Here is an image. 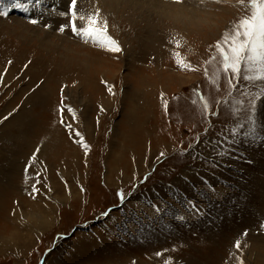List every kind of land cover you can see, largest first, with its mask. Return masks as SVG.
Instances as JSON below:
<instances>
[{
	"label": "rangeland",
	"instance_id": "rangeland-1",
	"mask_svg": "<svg viewBox=\"0 0 264 264\" xmlns=\"http://www.w3.org/2000/svg\"><path fill=\"white\" fill-rule=\"evenodd\" d=\"M65 1L0 17V264H264V104L245 136L252 97L241 93L258 88H230L218 59L205 63L245 8L176 2L203 12L194 25L80 0L107 18L113 53L58 30Z\"/></svg>",
	"mask_w": 264,
	"mask_h": 264
},
{
	"label": "snow or ice",
	"instance_id": "snow-or-ice-1",
	"mask_svg": "<svg viewBox=\"0 0 264 264\" xmlns=\"http://www.w3.org/2000/svg\"><path fill=\"white\" fill-rule=\"evenodd\" d=\"M34 0H0V17H6L9 15L11 8H25V3L31 5ZM179 2V0H177ZM219 2V0H217ZM35 3H40V0H35ZM238 3L246 9V14L243 15L237 22H235L229 30H226L220 40L216 41L215 51L217 55L206 61V64H211L218 59L219 68L216 73V80H219L220 73L231 75L227 83L230 88H237L238 82L244 81L253 87L258 88L255 93L249 91H243L241 95L252 97L246 105L247 120L250 124L248 130L244 133L245 136L255 135L257 132V119L256 114L258 106L264 104V0H238ZM55 10V9H54ZM59 16L66 17V22L61 24L59 31L63 32L66 28L82 39L85 43L99 44L107 51L118 53L121 51L119 42L109 34V24L106 17H103L101 10L96 7L94 10L89 11L81 9L79 7V0H68L66 8L58 11ZM30 23L37 24L38 20L32 19ZM48 27V25H44ZM174 39L176 47L181 46V42L178 39ZM173 57L175 62L181 68L190 69L191 66L181 57L180 53L174 52ZM9 64L12 62L9 61ZM27 67V65H25ZM7 71V69H5ZM205 75H207V69H205ZM4 76L0 73V81H3ZM236 81L237 83H234ZM216 82V81H213ZM111 92V88H109ZM203 99V97H201ZM164 107L167 109L168 102L165 100ZM195 103V101H193ZM242 104V101H237ZM68 112H73V119H75L74 111L70 107H67ZM208 108L207 103H204V109ZM59 111L63 113L65 108H60ZM233 111H238L234 109ZM10 115V114H9ZM215 115V113H213ZM7 119V117H5ZM61 123H64L61 120ZM261 127L264 128V122H260ZM68 127H71L69 125ZM243 127V125H240ZM237 129H233L232 133L235 135ZM80 136V133H76ZM82 139V138H81ZM86 147V145H85ZM39 151V149H37ZM224 155L225 153H218ZM161 156L164 153L160 154ZM35 153H33V158ZM27 167L25 171H27ZM33 190L38 191L35 185ZM117 197L121 200L125 198V193L117 191ZM102 215H108V212L102 213ZM260 228L264 229V222H261ZM244 235H247L245 231ZM241 241L237 239L234 242L236 249L241 248ZM246 246V245H245ZM160 256L161 253H156ZM165 264H169L168 260H165ZM239 264H244L243 260L239 261Z\"/></svg>",
	"mask_w": 264,
	"mask_h": 264
},
{
	"label": "bare ground",
	"instance_id": "bare-ground-1",
	"mask_svg": "<svg viewBox=\"0 0 264 264\" xmlns=\"http://www.w3.org/2000/svg\"><path fill=\"white\" fill-rule=\"evenodd\" d=\"M61 1H64V0H61ZM80 1V0H79ZM88 1H90V0H88ZM94 1H96V2H100V4H101V2H103L104 3V6H105V2L110 6H112V5H115L116 7H117V9H115L116 10V12H117V10L119 11V6H121V9H122V5L123 6H125L128 10H131L130 12H133L134 10H139L141 13L140 14H146L147 16L150 14V13H153L154 14V12H156L157 14H155V15H157L158 17H160V15L162 14H164V16L165 15H171V16H175V17H185L186 19H188V20H190L192 23H194V25L195 24H198V23H196V22H193L195 19H196V21H197V15H199V16H201L202 15V13L203 12H201L200 10H199V14H196V10H198V8H196L195 10H193L192 9V6L191 7H187V6H185V4L183 5H181V6H175V7H173L174 6V4L177 2V1H175V0H94ZM196 1V0H195ZM194 1V2H195ZM198 1V0H197ZM214 1H216V0H214ZM222 1V0H221ZM228 1V0H227ZM66 3H67V0L65 1ZM87 2V1H86ZM184 2H186V1H184ZM190 2H192L191 0H190ZM190 2H188V3H190ZM205 2V1H204ZM230 2V1H229ZM56 3V2H55ZM95 3V2H94ZM221 3V2H220ZM231 3V2H230ZM98 4V3H97ZM156 4H162V6H161V9L159 10V9H157L156 8ZM196 4H197V2H196ZM209 4H210V2H209ZM234 4V3H233ZM32 5V4H31ZM31 5H29L28 7H27V10H29L30 12H33V13H35V10L34 9H32V7H34V6H32L31 7ZM33 5H35V4H33ZM57 5V4H56ZM90 5V4H89ZM219 5V4H218ZM225 5V4H224ZM235 5V4H234ZM233 5V6H234ZM239 5V4H238ZM36 6V5H35ZM37 6H38V4H37ZM36 6V7H37ZM59 6H60V4H59ZM58 6V7H59ZM96 6V5H95ZM205 6V5H204ZM214 6V5H213ZM219 6H221V5H219ZM241 6V5H240ZM57 7V6H56ZM88 7V6H87ZM116 7H114V8H116ZM224 7V6H223ZM222 6L220 7V8H223ZM40 8V7H39ZM38 8V9H39ZM124 8V7H123ZM208 8V7H207ZM216 8H218V7H216ZM36 9V8H35ZM113 9V8H112ZM201 9V8H200ZM16 10V9H15ZM93 10V9H92ZM224 10H225V8H224ZM240 10V9H239ZM246 10V9H245ZM91 11V10H90ZM111 11V10H110ZM151 11H153V12H151ZM226 11V10H225ZM241 11V10H240ZM37 12V11H36ZM213 12V11H212ZM216 12V11H215ZM218 12V11H217ZM236 12V11H235ZM243 12V11H242ZM45 13V12H44ZM57 12H55V14H56ZM127 13V12H126ZM134 13V12H133ZM132 13V14H133ZM198 13V12H197ZM214 13V12H213ZM225 13V12H224ZM244 13V12H243ZM121 14V13H120ZM136 14H138V13H136ZM204 14H208V13H204ZM203 14V15H204ZM217 14H219V13H217ZM31 15V14H30ZM51 15V14H50ZM49 15V16H50ZM57 15V14H56ZM59 15V14H58ZM122 15H123V13H122ZM125 15V14H124ZM184 15V16H183ZM220 15V14H219ZM41 16V15H40ZM127 16V15H126ZM149 16H151V15H149ZM148 16V17H149ZM198 16V17H199ZM222 16V15H221ZM21 17V16H20ZM38 17V16H37ZM129 17V16H128ZM128 17H126V18H128ZM202 17H204V18H206V16H202ZM226 17V16H225ZM241 17V16H240ZM9 18V17H8ZM23 18V17H22ZM157 18V17H156ZM201 18V17H200ZM203 18V19H204ZM213 18V17H212ZM1 19V18H0ZM3 19H4V17L1 19L2 20V22H3ZM6 19V18H5ZM5 19H4V21H5ZM135 20H136V18H134ZM148 19H150V17L148 18ZM147 19V20H148ZM167 19V18H166ZM169 19H171V18H169ZM11 20H13V19H11ZM139 20H140V17H139ZM145 20V19H144ZM143 20V21H144ZM151 20V19H150ZM176 20V19H175ZM193 20V21H192ZM209 20V19H208ZM208 20H207V22H208ZM215 20V19H214ZM6 21H8L7 19H6ZM141 21V20H140ZM152 21H154V20H152ZM200 21V20H199ZM204 21V20H203ZM218 21H220V20H218ZM1 22V21H0ZM13 22V21H12ZM39 22V21H38ZM45 22V21H44ZM185 22V21H184ZM216 22V21H215ZM5 23V22H4ZM20 23V22H19ZM142 23V22H141ZM147 23V22H146ZM149 23V22H148ZM188 23V22H187ZM192 23H191V25H192ZM200 23V22H199ZM214 23V22H213ZM6 24V23H5ZM12 24H14V23H12ZM16 24H17V22H16ZM61 24V23H60ZM129 24V23H128ZM127 24V25H128ZM131 24V23H130ZM140 24V23H139ZM206 24V23H205ZM212 24V23H211ZM15 25V24H14ZM20 25V24H19ZM22 25V24H21ZM25 25H27L26 23H25ZM48 25V24H47ZM200 25V24H199ZM207 25V24H206ZM1 26V25H0ZM6 26V25H5ZM5 26H2V27H5ZM8 26V25H7ZM30 26V25H29ZM49 26V25H48ZM208 26V25H207ZM214 26H215V24H214ZM50 27V26H49ZM48 27V28H49ZM52 27V26H51ZM59 27V26H58ZM139 27V26H138ZM142 27V26H141ZM216 27V26H215ZM214 27V28H215ZM217 27H218V25H217ZM216 27V28H217ZM10 28V27H9ZM9 28H7V29H9ZM12 28H13V30L14 29H16V28H14L13 26H12ZM18 28V27H17ZM127 28H128V26H127ZM197 28H199V26L197 27ZM207 28V27H206ZM218 28H220V27H218ZM2 29H4V31H5V28H2ZM19 29H21V27L19 28ZM23 29H25V28H23ZM141 29V28H140ZM0 31H2L1 30V28H0ZM11 31V30H10ZM18 31V30H17ZM25 31H28V30H25ZM24 31V32H25ZM41 31V30H40ZM210 31H212V30H210ZM14 32H15V30H14ZM5 33V32H4ZM17 33V32H16ZM21 33V32H20ZM2 34H3V32H2ZM11 35H12V33H11ZM40 35H41V33H40ZM42 36V35H41ZM47 36V35H46ZM67 36H68V34H67ZM52 37V36H51ZM72 38V37H71ZM70 39V38H69ZM57 40V39H56ZM65 40V39H64ZM72 42H73V40H72ZM66 43V42H65ZM46 44V43H45ZM51 44V43H50ZM61 45V44H60ZM68 45V44H67ZM69 45H71V44H69ZM64 46V45H63ZM61 48V47H60ZM64 48V47H63ZM63 48H61V49H63ZM66 48V47H65ZM81 48V47H80ZM57 49V48H56ZM64 50H66V49H64ZM67 51H70V50H67ZM76 60H78V59H76ZM60 61V60H59ZM68 61V60H67ZM64 62V61H63ZM68 63H70V62H68ZM77 63H78V61H77ZM75 86V85H74ZM30 91V90H29ZM26 95V94H25ZM31 103V102H30ZM32 112V111H31ZM20 113V112H19ZM23 116V115H22ZM30 116H32V115H30ZM23 118V117H22ZM26 118V117H25ZM27 118H29L28 116H27ZM16 122H18V120H16ZM22 124V123H21ZM11 134V133H10ZM13 135V134H12ZM17 135H19V134H17ZM14 136V135H13ZM2 137V136H1ZM9 137H11V136H9ZM22 137V136H21ZM20 137V138H21ZM25 137V136H24ZM4 138H5V136H4ZM12 138V137H11ZM13 139V138H12ZM59 140V139H58ZM65 154V153H64ZM22 159V158H21ZM37 160V159H36ZM45 162V161H44ZM46 163V162H45ZM46 169V168H45ZM39 173V172H38ZM142 173H144V172H142ZM44 175V174H43ZM64 179V178H63ZM109 179V178H108ZM52 184V183H51ZM83 191V190H82ZM10 195V194H9ZM51 212V211H50ZM10 214V213H9ZM6 216V215H5ZM9 217V216H8ZM213 219V218H212ZM32 221H33V219H32ZM47 223V220H46V218L45 217H42V219H40V221L38 222L37 221V225H45ZM12 224V223H11ZM209 236V235H208ZM190 261V260H189ZM190 263V262H189Z\"/></svg>",
	"mask_w": 264,
	"mask_h": 264
}]
</instances>
